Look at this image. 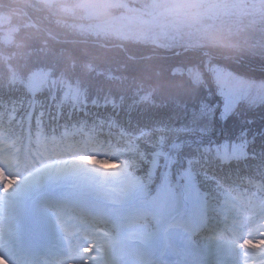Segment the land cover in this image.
Returning a JSON list of instances; mask_svg holds the SVG:
<instances>
[{
    "label": "snow or ice",
    "instance_id": "6c2138e0",
    "mask_svg": "<svg viewBox=\"0 0 264 264\" xmlns=\"http://www.w3.org/2000/svg\"><path fill=\"white\" fill-rule=\"evenodd\" d=\"M81 6L101 10L113 5L104 0H91L89 4ZM142 7L147 14L161 21L163 28L172 35L183 34L193 25L209 20L219 21L221 25L236 23L249 28L258 23L264 33V0H151ZM46 66L51 68L53 77L59 75L55 65ZM86 87L91 88L88 85ZM76 94L79 92L77 91ZM217 96L219 99L216 98ZM89 99L92 101L91 107L97 111L94 113L84 111L89 106L80 102L71 105L72 114L91 121L92 131L97 137L103 138L104 145L110 147L111 142L118 145L123 143L125 150L119 155H131L135 159L125 163L122 167L121 188L116 198L97 195V190L100 189L102 192L112 178L96 176L92 180H83L77 185L78 195L47 202L45 207L54 218L55 230L60 237V246L64 249L65 255L79 254L82 251L88 254V259L92 260V264H100L91 256L93 251L91 244L88 247H73L71 244H65V234L68 228L79 225L78 217L67 218L61 214V211H67L64 207L67 202L71 201L81 209L101 216L117 232L121 230L122 222L131 213L142 210L151 212L154 216L168 217L179 213L192 201L202 205L203 211L208 214V225H210L211 192L210 190L203 191V185L208 181L215 183L213 177L209 175L213 166L232 168L235 165L226 163V161L232 159L239 161L243 157L242 163H247L250 167L255 166L259 172L257 178L262 183L252 185L258 191L254 192L251 198H248L245 193L253 215L235 226L246 230L259 223L256 230L258 239L243 236L238 244L229 245L224 242L229 254L217 255L212 260L206 258L204 249L198 241L189 239L188 248L182 253L187 258L181 260L179 264H264V123L257 126L254 122L246 121L240 124L234 120L236 130L231 135L214 139V133L209 135L213 119L217 114L219 115V120H215L217 126L220 120H228L235 100L231 92L217 88L214 93L211 91L205 93L203 90L193 93L184 102V106L176 111L175 119L170 116L167 123L160 121L164 125L162 130L154 129L149 135L137 128L140 136L133 137L130 134L126 135L116 126L120 123L119 115L115 111L116 104L106 100L105 104L101 105L93 97L89 96ZM120 100L122 109L133 106L127 104L124 97H120ZM62 103L61 96L51 88L43 94L41 99L29 98V94L23 92L19 102L10 99L8 112L15 113V116L6 115L5 117L8 121L5 129L7 135L0 136V152H12L16 148V144H9L7 141L12 140L16 135L15 128H19L23 135V128L27 121H34L35 125L39 126L47 116L50 126L56 124L59 119H68L69 113L61 116L60 113L54 111L60 109ZM108 106L112 109L110 115L106 114ZM3 107V102L0 101V108ZM102 108L104 113L100 111ZM33 109L35 112L30 111ZM235 115L238 114L233 112L231 116ZM113 117L116 119L114 120ZM77 123L80 121L77 120ZM124 123L131 127L129 121ZM174 124L179 126L174 127ZM253 126H255V131H253ZM160 131L163 132V136H157ZM83 134L82 131L81 135ZM144 137L154 140L155 143L147 145L146 150H141L136 142ZM225 144L230 147L231 151L224 152L223 157H220L218 154ZM162 148L166 150H161ZM73 159L106 172L121 168L119 161L107 156L85 154L76 155ZM36 163L39 164L40 161L36 160ZM5 171V164L0 161V207L10 208L26 209L27 200L32 191L48 182L71 183L81 180L82 177V173L76 168L65 167L58 170L52 165L38 168L35 174L30 173L26 178H21L20 175L11 176L5 174ZM137 171L142 172L143 175L137 176L135 174ZM157 172H159L158 183L150 188L149 181ZM28 215L31 216L29 212ZM208 225L202 224L201 226L207 231ZM98 235L107 237L106 233ZM36 242L37 240L22 238L19 233L8 232L6 234L4 229L0 228V262H3L7 256L12 264H21V261L26 264L23 252ZM83 243H88V240L84 239ZM102 247L103 241L98 240L96 251L100 252ZM69 258H71L70 255ZM113 264H124V262L117 259L113 261ZM139 264H151V262L140 261Z\"/></svg>",
    "mask_w": 264,
    "mask_h": 264
},
{
    "label": "trees",
    "instance_id": "16d2710c",
    "mask_svg": "<svg viewBox=\"0 0 264 264\" xmlns=\"http://www.w3.org/2000/svg\"><path fill=\"white\" fill-rule=\"evenodd\" d=\"M85 2L0 0V101L4 105L0 108V130L5 132L8 126L6 115L15 116V113L8 112L9 100L19 102L21 93H28L26 81L35 74L48 79L47 88L41 91L40 97L49 88L54 89L63 101L61 116L70 114L68 119L58 120L64 139L69 138L65 127L82 124L84 119L72 114L73 103L84 102L89 106L84 111H97L91 107L89 96L101 105L106 100L116 104L115 111L120 119L116 126L126 135L137 137L140 136L137 128L149 135L154 129L162 130L164 125L160 121L167 123L170 116L175 119L176 111L193 93L201 90L214 93L218 87L207 70L210 65L226 68L247 80L264 79V54L256 51V47L259 44L263 46L264 42L256 38L259 40L257 43L249 28L245 31L235 27L231 32L213 29L207 32L198 28L181 37L188 40V45L176 46L173 43L169 46L165 44L167 39L159 43L152 39L126 38L113 31L102 30L97 25L98 19H90L89 9L81 6ZM121 10L117 7L115 14ZM196 40L206 43L204 50L192 48L195 46L190 44H195ZM46 65H55L59 75L53 77L51 68ZM197 71L201 76L196 74ZM77 91L79 94H76ZM120 97L126 98L127 104L133 106L122 109ZM216 98L219 99L218 96ZM100 111L104 113L103 108ZM233 112L238 115L231 116ZM111 113L112 109L108 106L106 114ZM229 116L228 120H220L217 126V114L209 135L214 133V139L231 135L236 130L234 120L240 124L247 121L261 125L264 123V99L242 97L230 110ZM125 121H129L131 127ZM56 124L49 126L48 120L42 121L45 130L53 133H58ZM16 131L19 129L15 128ZM157 136H163V132H158ZM102 140L98 137L99 147L105 148ZM111 143L118 147L117 154L125 150L123 143ZM136 143L141 150H146V146L153 145L155 141L144 137ZM229 151L230 147L225 144L218 155ZM123 156L127 162L135 159L131 155ZM243 159L226 161L235 165L232 168L213 166L212 175H209L216 178L215 183L208 181L204 185L209 189L214 187L220 194V190L225 189L229 173L237 169L251 171L252 177L258 179L259 172L255 166L242 163ZM135 174L143 175L140 171Z\"/></svg>",
    "mask_w": 264,
    "mask_h": 264
},
{
    "label": "rangeland",
    "instance_id": "374dc122",
    "mask_svg": "<svg viewBox=\"0 0 264 264\" xmlns=\"http://www.w3.org/2000/svg\"><path fill=\"white\" fill-rule=\"evenodd\" d=\"M108 0H104L106 2ZM113 1V0H112ZM141 2L143 0H140ZM147 1V0H146ZM91 0H86L84 3L85 5L89 4ZM148 2H151L148 1ZM147 2V3H148ZM122 3V0H118L116 3L111 4H119ZM110 4V3H109ZM143 4H145L143 2ZM126 5V4H125ZM128 5H126V8ZM90 8V7H87ZM108 9H101L96 10V12L101 15V18H109L111 19V15H105ZM91 13L94 12V9L90 8ZM105 16H103V15ZM114 20L109 21L108 23L112 24V27L115 28V31H117V34H121L122 36L128 38H137V39H152L160 43V40H166V45L172 46L173 43L177 45H188V40L182 39L184 33L188 34V32H193L198 28H204L207 32L210 30H216L219 32H231L235 30V27L240 28L242 30H245L243 25H238L236 23L232 24H224L221 25L219 21H204L200 24H195L191 28L184 31L183 34L179 35H172L167 33V31L163 28L162 22L153 18L151 15L147 14L145 10H140L138 6L131 7L129 6L128 9L125 11V13L118 17H112ZM246 31V30H245ZM249 31L252 32L253 37L260 39L262 42H264V33L261 31V27L258 23L253 24ZM208 36V34H205ZM212 37V36H210ZM257 40V43H259V40ZM195 44H190L195 46L196 48H199L200 45H206L205 42L202 40H196L194 41ZM260 45V44H259ZM257 46L256 51H259L260 53L264 54V44L263 46ZM214 81L217 82V85L220 89L224 91L231 92L233 96L235 97L234 103L236 100H238L242 95H249V97H256L257 99H263L264 98V80L260 81H251L236 76V74L232 73L231 71L223 68L216 67L214 68ZM198 76H201V73L199 71L196 72ZM42 84V80L36 77L33 82L29 84L31 88H40ZM47 141V140H46ZM48 146V145H47ZM45 147L44 149H40L37 153L33 152L34 155L24 160L19 158V153H17V156L14 155L15 152H18L20 148H15L12 152H8V156L5 159L0 152V161H3L5 164V174L16 176L20 175L21 178H26L30 173L35 174L36 170L38 168H43L45 165H52L55 168L64 169L65 167L68 168H76L82 173L81 180L71 182V183H61V182H48L45 185L40 186L37 189H34L30 196L28 197L26 208L27 210H31L32 212L37 213L47 224V226H50L54 233L57 235V238L60 239L58 233L55 230L54 226V218L50 214L49 210L45 207L48 201L52 200H59L64 198H70L73 196L78 195L77 191V185L81 183L83 180H92L96 176H99L101 178L103 177H110L112 178L111 182L108 183L102 190H97L98 196H106L110 198H116L118 195L119 189L121 188V180L122 177L120 175L122 171L123 165L126 163L125 161L120 162L121 168L116 169L114 171H103L100 168H93L88 164H82L78 160H74L73 157L76 155H85V154H91L94 155L92 152V149H89L87 147H84L82 144L75 145L73 147H64L60 148L59 151H53L54 150L52 144L48 147ZM36 150V149H35ZM51 151L52 154H47L45 152ZM96 156H106L102 153L96 154ZM35 157V159H33ZM108 157V156H107ZM111 158V157H109ZM112 159V158H111ZM36 160H39L40 163H36ZM115 160V159H113ZM26 161V162H25ZM212 200V199H211ZM229 204V213H234L235 216H232L227 219V222L232 223L230 226L224 225L222 227H218V231H216L212 238L209 240V243L206 245L207 249L212 252L213 259L216 258L217 255L224 254L228 255V251L226 250V245L224 242H227L230 244H238L240 242V238L243 236H249L252 239H258L257 236V228L259 226L252 225L246 230H241L239 227L235 226V222H238L240 220L241 223H243L246 219V215H243L242 209H237L238 206L234 204V202H225ZM71 204L73 206H71ZM67 206H70L67 207ZM64 207L67 209L66 212L61 211V214L66 216L67 218L72 217H78L79 223L83 221V223H88L89 221H92L89 219V214H84V216L80 217L77 213L73 212L75 210L74 207L78 208L75 203L69 201L67 202V205L65 204ZM245 210L251 212V207L249 205L243 206ZM26 209L23 208H10V207H0V228L2 226L3 221H8L11 225L9 226V229H14L18 224H20V221L25 219V213ZM223 209V207L221 208ZM79 212L80 209H79ZM82 213V212H81ZM150 216L153 217L154 223H149L148 225H144L141 222L143 219H148ZM185 217L183 209L176 214H173L168 217H159L154 216L151 212H145V211H138L129 214V216L122 222V228L119 232L116 230L110 231L109 229L106 230L107 237L105 236H98V235H89L82 237L81 241L76 244V239H71L73 236H70L68 239L65 237V244H71L73 247L82 246V247H88L89 244L92 245L93 251L91 253V256L95 259H97L100 264H111L109 256L106 255V253L109 251V249L116 247V245H122L126 244V248L129 249L131 258L133 260L137 261H149L151 264H157L155 262V251L157 249L158 241L161 238H164L166 236L170 237V241L172 242L174 239L177 238L182 234V231L186 223H191V220L189 219L184 223L185 221L180 219V217ZM102 218V217H100ZM139 222V220H141ZM178 219H180L178 221ZM25 221V220H24ZM104 221V220H103ZM108 223L101 222L99 223H93V226L96 225H103L107 226ZM92 225V223H91ZM239 225V224H238ZM232 226V227H231ZM4 227V224H3ZM77 227V226H75ZM109 227V226H108ZM110 228V227H109ZM72 229L71 227L68 228V231ZM75 229V228H74ZM163 230L165 231V235H161L160 232ZM67 231V232H68ZM171 233V236L169 234ZM221 238L220 240H217V238ZM225 237V238H223ZM84 239L88 240V243H83L82 241ZM90 240V241H89ZM101 240L103 241V247L100 252L96 251L97 248V241ZM222 250H224L222 252ZM152 254V255H151ZM69 255L71 258H69ZM69 255H66L62 257L59 260L51 261V264H82V258H83V264H92V260L88 259V254L83 253L82 251L79 254L76 253H70ZM5 259V258H4ZM0 264H7L5 260L3 262H0ZM129 264H135V262L129 263Z\"/></svg>",
    "mask_w": 264,
    "mask_h": 264
}]
</instances>
